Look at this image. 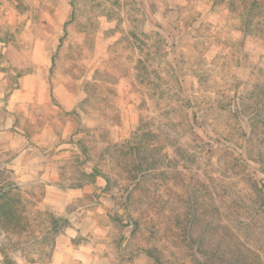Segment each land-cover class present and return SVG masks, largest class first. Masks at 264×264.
<instances>
[{"label":"rangeland","instance_id":"374dc122","mask_svg":"<svg viewBox=\"0 0 264 264\" xmlns=\"http://www.w3.org/2000/svg\"><path fill=\"white\" fill-rule=\"evenodd\" d=\"M32 62L39 105L15 97ZM8 119L29 161L0 155V264H52L66 223L46 185L87 190L64 216L104 264L219 263L182 250L176 221L194 217L208 254L264 264V0H0Z\"/></svg>","mask_w":264,"mask_h":264},{"label":"crops","instance_id":"0c3cea01","mask_svg":"<svg viewBox=\"0 0 264 264\" xmlns=\"http://www.w3.org/2000/svg\"><path fill=\"white\" fill-rule=\"evenodd\" d=\"M32 66L33 70L29 74L19 78L15 97L18 101L21 99L23 103L30 102L33 105H39L47 100V68L45 65L42 67L38 62H32ZM25 143L24 137L18 133L17 128L12 127L11 119H8L4 130L0 131V155L8 154L12 158L11 166L21 173L24 172L25 164L29 161ZM39 169L42 170V168ZM25 176L28 175L25 174ZM85 193H87L86 189L62 190L56 186L46 185L41 203L51 209L55 215L61 217L65 215L67 207L73 201L82 198ZM67 221L68 224L62 232L64 242L56 245L51 254V263L104 264V261L107 260L101 256L104 253L100 254L99 250H104L105 246H99L90 237H86L79 223L72 219ZM94 232H101V229L95 227ZM129 236L124 234L125 241ZM79 237H85L87 240L82 239L75 242Z\"/></svg>","mask_w":264,"mask_h":264},{"label":"trees","instance_id":"16d2710c","mask_svg":"<svg viewBox=\"0 0 264 264\" xmlns=\"http://www.w3.org/2000/svg\"><path fill=\"white\" fill-rule=\"evenodd\" d=\"M245 108H246V105L241 106V109H245ZM250 121H252V119H250ZM254 159L255 160H253V161H255V163H257L259 165V167L261 169V174L264 177V159L262 158V155L258 154V156ZM263 182H264V180H263ZM263 190H264V183L263 184L261 183L260 188L258 190V198H260V199L264 198V191ZM62 217H63L62 219L65 220V223H66L65 226H67L68 222H67L65 216H62ZM194 220H195V217L192 218L191 220H187L185 222H183L180 219H177V221H176V227L179 229V232L181 233L179 235V237L181 238V241L183 243L184 249H182V250L184 252H191V251H193V248L196 246V248L199 251H201L202 254H204L206 258L211 259L212 258L211 256H213L217 259L218 262L220 261L217 264H241L242 263V257L244 256V253L241 252L242 250L240 248H237L235 254L232 255L228 259L221 257V256H220V258L218 257L220 254L219 246H216L215 249H212V253L208 254L206 252L207 251L206 250L207 245H206V240L204 239V236L202 234H200V235L196 236V239H194V233H196L195 232V226L193 224ZM126 224L129 226L130 225L132 226V230H131L130 236H129V239H130V238H132V236H134L135 229L137 227V223L133 219L129 218V220H128V222H126ZM124 239H125V237L123 236V240ZM123 240L121 241V243L123 242ZM189 257H192V256H189Z\"/></svg>","mask_w":264,"mask_h":264}]
</instances>
